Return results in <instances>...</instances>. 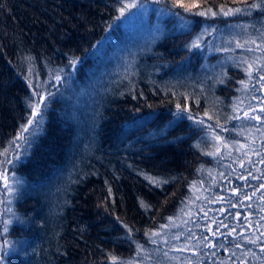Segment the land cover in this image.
Masks as SVG:
<instances>
[{
	"label": "trees",
	"instance_id": "16d2710c",
	"mask_svg": "<svg viewBox=\"0 0 264 264\" xmlns=\"http://www.w3.org/2000/svg\"><path fill=\"white\" fill-rule=\"evenodd\" d=\"M196 1L166 11L177 25L164 37L143 20L172 12L174 0H0L5 185L12 175L0 196V264H264V122L244 117L264 121V0ZM124 3L137 7L121 16ZM229 8L243 11L223 15ZM146 27L126 67L102 78L97 61ZM153 35L161 38L146 50ZM73 65L93 98L53 78ZM143 66L153 76L139 74ZM91 79L102 82L89 88ZM46 90L72 96L86 121L96 118L95 134L76 126L73 104L53 101L21 145L30 105ZM78 131L76 153L66 142Z\"/></svg>",
	"mask_w": 264,
	"mask_h": 264
},
{
	"label": "rangeland",
	"instance_id": "374dc122",
	"mask_svg": "<svg viewBox=\"0 0 264 264\" xmlns=\"http://www.w3.org/2000/svg\"><path fill=\"white\" fill-rule=\"evenodd\" d=\"M174 2H175V4H174L175 6H173V7H175V9L172 7L171 8L172 9V12L170 11V8H168L167 6L166 7H161L159 9L160 11L158 10L153 17L146 18V19L143 20V22L149 24V26L152 24V27L151 28H153V29H156L157 26H160V29H158L157 31L159 33H162L164 37L167 36L168 34L174 33L175 26L177 25L176 19H174L173 22H172V20H170L169 22L168 21H165L166 19H168L167 15H166V11L167 10H169L168 13H171L172 14V13H174V11H176V8H181L180 6H176L177 0H174ZM197 2L198 1H196V0H180V5H186L187 7H193V6H195V5L198 4ZM154 8L155 7H153L152 10H154ZM163 9H165V11H163ZM201 11H203V9H197L194 12L191 11L190 13L192 14V13L201 12ZM173 18H176V17L173 16ZM177 20L179 22V28H180V26H182L183 28L186 27V24L183 23V22H181V19H177ZM204 23H206V20L204 21ZM202 28H203V34L205 32H207L208 30H210V26L207 25V24H204V26H202L201 29ZM131 32H133V33L136 32V34H139V36H135V38L134 37H131V38L128 37V38H126L125 40H123V42H124V44H123L124 49L121 50V47H120V49L118 51H114L112 53H109L107 55H104L102 58H100L97 61V64L101 67V71H99V72H100V75H101L102 78H104V76H106V74L108 76H110L109 71H108L109 68L112 69L111 72H113V74H115L117 72L118 73L121 72L122 69L126 67V64L128 63V60L131 58V55L130 54H125V51L128 49V47L129 48L132 47V43L133 42H136L137 40H139L143 35H146L149 31H148V27H146V28H137L136 30H132ZM127 34L129 36L131 35V33H127ZM127 34H125V35H127ZM203 34H201L200 36L194 37L192 43L198 45V43L200 42V39H201L200 37L203 36ZM160 38H161L160 35H155V36L153 35L150 38V40L148 42V45L146 46V50L149 49L153 45V43L157 39H160ZM140 41L141 40H139V42ZM207 52H209V51H207ZM36 70H38V71L40 70L43 73L42 69L38 65H37ZM53 74H55V76H53V78H55V79H56L57 76H59L60 77V80H63L64 82L74 81V84H72V85H75L76 86V89L77 88L79 89V86H80L81 83H80V81L78 79H75V75L77 74V70H76V66L75 65L71 66L70 69H69V71L68 72H65L64 74L63 73H60L59 70L54 69L53 70ZM139 74H141V75L143 74L144 76H147L149 78H150V76H153V74H151V72L146 68V66H143V68L141 67ZM120 76H121V74L113 82H116ZM30 78H31V80H33V77L32 76ZM88 78L90 79V77H88ZM99 78L100 77H98V79ZM98 79H91L90 80V86H89V88L90 87L92 88V86H94V85H92L93 82H96L100 86V84H101L102 81H100ZM54 87H55V85H54ZM86 89H88V88H86ZM49 90H52V89L49 88ZM49 90L44 91V94L42 95L43 97H45L46 100H49V103H47V104H50L51 105V103L53 101H55V102H57L58 106H61L62 105L63 106L62 108H64V109H66V106H69V105L71 107H73L72 106V104H73L76 107V108L73 107L74 112H75V116L77 117L76 120L74 119V122H75L76 126L79 128V130L82 133H84L88 137L89 130L86 128V125H90L91 134L92 135L95 134L94 131H96V124L98 123V122L95 123L96 118H93L92 120L86 121L88 119V118H86L87 117L86 116L87 114H84L83 115L82 109L79 110V106L80 105H75V101L72 102V98H71L72 96L65 95V92H64L65 89L62 90L60 92V94H58V92H56L57 96L59 95L58 96V99H54L53 98V95L54 94H52V93H51V95H49V93L52 92V91H49ZM65 91H66V93L70 94L71 89L68 87V89H66ZM85 91L86 90L83 89V87H80L77 95L78 96H81V97L86 95V96H89V97H92L93 98V96H94V93H93L94 89H90L89 90V93L88 92L87 93H83ZM100 94H101V92L94 99L96 101V104L97 105H98L97 99L100 96ZM64 96L70 97L71 101H69L67 99L64 100L65 99V98H63ZM74 100H76V99H74ZM80 131H78V133H77L78 136H80ZM29 132L30 133H28V132H22L20 134L22 137H24V138L20 139L21 145L28 146L31 143L32 139L35 137V134L36 133L39 134V128L37 127V125L34 124V125H32L29 128ZM91 143H95V139H94L93 136H92ZM11 176L12 175H9L7 177L8 183H7V188H6V186H5L6 176L0 175V189H1L0 190V196L6 195L7 194V191L9 192V187L11 185L9 179L11 178ZM67 177L68 178H66L61 183V185H62L61 187L62 188L59 190L60 195H61V197H59V198H62V199L64 198V195L66 193L63 189L65 187H67L68 185L69 186L72 185V183H73L70 180V176H67ZM80 185L81 184L79 183V186ZM77 186H78V183H77ZM3 187H5L6 189L4 191V194L1 195V191H2V188ZM59 198L55 196V198L50 201L49 207H51L52 210H54V208L59 207V205H60V203L58 201ZM0 247H1V242H0Z\"/></svg>",
	"mask_w": 264,
	"mask_h": 264
},
{
	"label": "snow or ice",
	"instance_id": "6c2138e0",
	"mask_svg": "<svg viewBox=\"0 0 264 264\" xmlns=\"http://www.w3.org/2000/svg\"><path fill=\"white\" fill-rule=\"evenodd\" d=\"M176 6H180V0H177V4H176ZM134 7H137V5L134 4V3H124L123 6H122V8L120 9V14H121V16L124 15V12H125L126 10H128V9H130V8H134ZM250 7H251V8H256L257 5H256V4H252V5H250ZM242 11H243V9H241V8H229L227 11H224V12H223V15L227 16V15H230V14H237V13H240V12H242ZM209 13H210L211 15H215V12H212L211 9L207 10V12H205V11H201V12H196V13H193V14H194V15L205 16V15H208ZM193 46H194V47H198V45H193ZM258 47H260V46L258 45ZM249 50H251V49H249ZM253 63H255V61H254ZM245 71L248 73L249 77H251L252 65H249V68L246 69ZM56 79L59 81V80H60V77L57 76ZM259 79H260L261 81H264V75H260V76H259ZM241 84H242V86H244V87L247 86V85L245 84L244 81H241ZM34 95H38V94H35V93H34ZM46 104H47V102H46L45 97H43V96H39V98H38V100L36 101V103L30 105V106H31V109H32L31 116H30V118L28 119L27 124L23 127L22 132H28V131H29V128H30L32 125H34V124L37 125V126H39L40 121L43 120V109L41 108V105H44V106L46 107ZM179 111H180V110H179V106H178V112H179ZM185 111H186V109H185ZM261 111H264V109H261ZM244 117H245V118H250V119H252V120H256V121H258V122H264V121L261 120V117H259V116H251V117H249V114H248L247 112L244 113ZM178 118H179V117H178ZM188 118H189V119H192L191 116H189ZM196 123L199 124V123H202V121H196ZM22 138H24V137H22L21 135H18L16 139H17V140H20V139H22ZM9 163H11V161H9ZM5 186L7 187V184H6ZM3 223H4V226H5V230H6L9 221L6 220V221H4ZM229 234H230V233H229ZM153 235H157V233H153ZM204 239L207 240L208 237L205 236ZM255 242H256V241H254V240L251 241V243H255ZM207 246H208V247H212L211 244H209V245H207ZM237 247H239V245H237ZM262 251H264V249H262ZM112 260H113V264H115V257H113Z\"/></svg>",
	"mask_w": 264,
	"mask_h": 264
},
{
	"label": "bare ground",
	"instance_id": "6f19581e",
	"mask_svg": "<svg viewBox=\"0 0 264 264\" xmlns=\"http://www.w3.org/2000/svg\"><path fill=\"white\" fill-rule=\"evenodd\" d=\"M230 7V6H229ZM204 26V25H203ZM81 143H82V138H80L78 135L70 138L66 144H68V146L70 147L71 145V149L72 151H75L76 153L78 152V150H81ZM32 182V180H31ZM49 185V183H45V186L47 187Z\"/></svg>",
	"mask_w": 264,
	"mask_h": 264
}]
</instances>
